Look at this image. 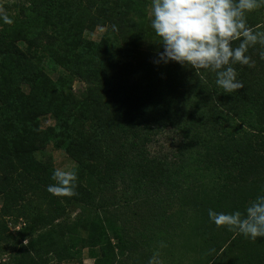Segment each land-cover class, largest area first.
<instances>
[{
	"label": "trees",
	"instance_id": "1",
	"mask_svg": "<svg viewBox=\"0 0 264 264\" xmlns=\"http://www.w3.org/2000/svg\"><path fill=\"white\" fill-rule=\"evenodd\" d=\"M108 3L120 17L136 16L154 34L150 0ZM72 6L73 0H23L26 17L3 23L0 33V261L84 264L87 248L93 264L142 262L123 218L108 211L105 196L121 189L126 204L149 210L147 222L159 235L175 230L170 210H187L186 225L202 238L191 243L199 264H264V238L252 241L216 227L208 217L209 209L243 213L264 195V47L249 48L252 67L234 65L244 87L232 93L216 86L214 73L196 75L175 62H157L162 48L149 64L130 63L127 90L117 107L104 113L100 103L73 94L68 74L110 89L124 56L109 34L83 45ZM246 22L264 31V6L247 14ZM59 25L65 30L56 38L49 31ZM45 62L58 73L56 80ZM43 96L48 98L40 105ZM45 115L55 123L43 131ZM97 133L115 137L113 157L103 165H78L75 195L50 194L54 167L47 147L90 157ZM168 133L176 137L174 149L153 155L152 145ZM62 204L82 209L67 242L50 225L42 231L44 206ZM97 209L103 216L93 213ZM8 220L23 222L16 236ZM93 224L97 231L91 237ZM81 225L85 238L78 235Z\"/></svg>",
	"mask_w": 264,
	"mask_h": 264
},
{
	"label": "rangeland",
	"instance_id": "2",
	"mask_svg": "<svg viewBox=\"0 0 264 264\" xmlns=\"http://www.w3.org/2000/svg\"><path fill=\"white\" fill-rule=\"evenodd\" d=\"M22 1L23 0H0V12L7 14L9 18L12 19L13 23L23 20L26 16L23 15V10L20 8ZM108 1L109 0H73V24L78 29L77 34L83 45L93 41H99L105 34H109L117 41V46L121 49L124 59L116 69L117 78L115 84L110 89H107L97 81H82L75 75L68 74L70 79L69 88L72 90L73 94L78 99L84 96L89 102L96 101L100 103V108L104 113L114 110L122 95L127 90L131 79L130 63H137L140 61L143 64H149L155 60L156 55L163 48L162 45L159 44V38L156 37L155 34H151L148 28H144L139 18L133 15L120 17ZM113 26H115V29ZM3 28V21L0 20V33ZM64 30L65 27L59 25L55 30L49 31V33L58 38L59 35L64 33ZM46 42L50 44L51 40L47 39ZM44 66L48 75L53 80H56L58 78V73L51 71L46 62ZM24 89L25 87L23 86V90ZM47 98V96H43L39 100V104L43 105L47 101ZM54 123V119L48 115L43 116L40 120V126L43 131L51 128ZM95 141L97 143V149L95 155L90 157H71L63 151L55 150L50 144L47 150L52 159V166L54 169L67 168L74 170L78 165L105 164L113 157V148L116 144V139L110 135L97 133L95 135ZM175 142L176 137L168 133L160 137L158 141L152 145L151 151L155 156L166 155L174 149ZM38 157H40V155ZM125 197L121 189H118L115 195L107 194L105 196L108 211L113 214L117 213L123 218L131 239H134L139 244L137 257L141 255L142 262L138 264H148L154 252L160 253L159 259L162 261V264H199L200 255L194 251L191 243L193 239L202 238H197L192 235L190 228L186 225L187 215L189 213L187 210L180 206H175L170 210L167 217H171L170 221L174 223L173 227L175 230L165 235H159L147 222L149 210L143 206L134 207L126 204ZM81 212L82 209L79 207H67L64 206V204L60 206L45 205L41 216L45 219L47 227L42 231H48V225H50L57 234V237H64L65 239L60 240L67 242L68 230L73 228L77 218L76 216ZM93 213H99L103 216L101 209H97ZM8 221L10 232L16 236L19 229L24 226L23 222L20 221L15 223V221L12 220ZM82 228V225L78 228V235L85 238L86 233ZM96 231L97 225L93 224L90 232L91 237L95 236ZM162 243L165 247H161ZM77 249L81 250L82 248L79 245ZM81 260L84 264H93V259L87 248L82 249ZM5 261L6 259H2L0 264H5ZM50 264L59 263L53 262ZM128 264H135V262L130 261Z\"/></svg>",
	"mask_w": 264,
	"mask_h": 264
},
{
	"label": "clouds",
	"instance_id": "3",
	"mask_svg": "<svg viewBox=\"0 0 264 264\" xmlns=\"http://www.w3.org/2000/svg\"><path fill=\"white\" fill-rule=\"evenodd\" d=\"M261 6L264 0H150V27L163 47L157 62H175L193 69L196 75L214 73L216 86L225 93L243 88L234 65L252 67L254 61L247 55L249 48L257 44L264 47V31L253 29L246 22L247 14ZM0 20L13 23L3 12ZM237 41L238 46H234ZM51 179L54 183L47 186L50 194L75 195L74 170L56 168ZM208 217L216 227L252 241L264 238V195H258L243 213L209 209ZM161 247L165 245L162 243ZM159 255L154 252L148 264H162Z\"/></svg>",
	"mask_w": 264,
	"mask_h": 264
}]
</instances>
